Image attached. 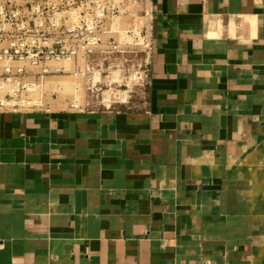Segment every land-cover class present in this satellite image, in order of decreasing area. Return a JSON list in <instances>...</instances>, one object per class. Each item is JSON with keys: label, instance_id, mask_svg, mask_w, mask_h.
Wrapping results in <instances>:
<instances>
[{"label": "crops", "instance_id": "obj_1", "mask_svg": "<svg viewBox=\"0 0 264 264\" xmlns=\"http://www.w3.org/2000/svg\"><path fill=\"white\" fill-rule=\"evenodd\" d=\"M148 2L122 110L0 108V264H264V0Z\"/></svg>", "mask_w": 264, "mask_h": 264}, {"label": "rangeland", "instance_id": "obj_2", "mask_svg": "<svg viewBox=\"0 0 264 264\" xmlns=\"http://www.w3.org/2000/svg\"><path fill=\"white\" fill-rule=\"evenodd\" d=\"M148 6V0H0V108L122 110L147 78ZM263 156L251 160L262 182Z\"/></svg>", "mask_w": 264, "mask_h": 264}, {"label": "built area", "instance_id": "obj_3", "mask_svg": "<svg viewBox=\"0 0 264 264\" xmlns=\"http://www.w3.org/2000/svg\"><path fill=\"white\" fill-rule=\"evenodd\" d=\"M148 47H149V53H150V50H151V42H150V39H149V42H148ZM6 53H8V52H6ZM40 53H43V52H40ZM52 53H53V51H52ZM63 54V53H62ZM149 55V54H148ZM10 58H12V55H10L9 56ZM148 67H149V56H148ZM146 73V77H147V75H148V70H147V72H145Z\"/></svg>", "mask_w": 264, "mask_h": 264}]
</instances>
